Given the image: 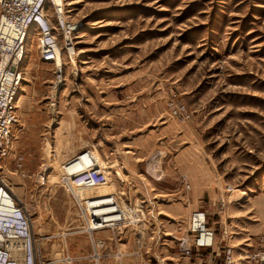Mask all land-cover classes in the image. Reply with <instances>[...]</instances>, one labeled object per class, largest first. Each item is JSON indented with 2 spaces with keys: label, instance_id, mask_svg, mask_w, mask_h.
Returning a JSON list of instances; mask_svg holds the SVG:
<instances>
[{
  "label": "rangeland",
  "instance_id": "obj_1",
  "mask_svg": "<svg viewBox=\"0 0 264 264\" xmlns=\"http://www.w3.org/2000/svg\"><path fill=\"white\" fill-rule=\"evenodd\" d=\"M67 3L83 27L78 57L51 107L54 68L29 48L13 148L23 163L2 175L39 263L204 264L172 252L194 211L242 256L264 232V0ZM84 150L100 176L71 187L64 163ZM94 198L142 208L145 221L93 234L95 247L80 217Z\"/></svg>",
  "mask_w": 264,
  "mask_h": 264
},
{
  "label": "built area",
  "instance_id": "obj_2",
  "mask_svg": "<svg viewBox=\"0 0 264 264\" xmlns=\"http://www.w3.org/2000/svg\"><path fill=\"white\" fill-rule=\"evenodd\" d=\"M82 28L81 20L73 15L67 0H0V264H40L30 215L2 177L8 161H13L19 169L23 163V157L15 154L13 148L20 131L19 94L26 79L23 63L27 46L34 43L39 61L54 68L53 87L56 82L61 86L65 79L60 62L64 66L67 58L72 65L78 57L76 39ZM179 116L183 121L188 119L185 114L179 113ZM78 154L65 162L78 164L72 174H66V182L71 187L91 188L101 169L92 151ZM219 203L223 206L224 200ZM115 205L120 214L122 210L128 217L114 221L109 228H104V223L90 212L85 201L80 206L82 231L89 235L95 247L100 248L103 243L100 238L93 239V234L105 229L114 231L121 225L140 226L145 221V217L136 222L130 218L140 219L144 213L142 208L129 210L123 209L121 203ZM224 235L217 242L206 214L194 211L188 217L184 235L175 239L178 254L189 259L193 250H213L218 244L229 242L230 235ZM220 253L211 254L210 264H264V232L255 239L251 250L241 251L242 256L235 255L234 248L228 245L220 248Z\"/></svg>",
  "mask_w": 264,
  "mask_h": 264
},
{
  "label": "bare ground",
  "instance_id": "obj_3",
  "mask_svg": "<svg viewBox=\"0 0 264 264\" xmlns=\"http://www.w3.org/2000/svg\"><path fill=\"white\" fill-rule=\"evenodd\" d=\"M32 45H30V44H28V46H27V53H26V57H27V54H28V51H29V48L31 47ZM78 55V54H77ZM75 61V60H74ZM60 64H61V66H62V68H63V62L61 61L60 62ZM75 64V62L72 64V65H74ZM73 67V66H72ZM27 74V73H26ZM62 75H63V71H62ZM25 82V81H24ZM23 86H24V84L21 86L22 88H23ZM54 89H53V91H52V98L50 97V101L49 102H51V107H53V106H55L56 105V100H57V95H58V93H59V88H60V86H59V82H56L55 83V86L53 87ZM21 92H22V89H21V91H20V96H19V100H20V98H21ZM56 117V116H55ZM79 155V154H78ZM64 165H66V168H68L67 170H66V174L67 173H69V174H72V171L74 170V168L76 167V166H78V164L77 165H74V164H69V163H65ZM63 165V166H64ZM70 169V170H69ZM69 170V171H68ZM63 176H64V174H63ZM65 177V176H64ZM63 177V178H64ZM62 178V179H63ZM98 198H94L93 200L92 199H90V200H92V201H94V203H92V205H90V204H88L87 203V201H86V205L88 204V205H90V207H88L87 206V208L90 210V212L92 211V210H97L98 209V211L97 212H94L93 213V215L94 216H96V217H98L101 221H102V223H104V225L103 226H105L104 228H109V227H113V224H114V221H116V220H119V219H125V218H127L128 217V215H124V213H123V211L121 210V213L122 214H120V212H119V210H118V208L116 207V205L114 206L113 204H111V203H105V204H101V203H98L97 200ZM109 201H111V200H113L112 198H110L109 197ZM115 201H116V203H118L117 202V200L115 199ZM115 204V203H114ZM105 208V207H108V208H111L112 210H110V212L109 213H107V214H103L102 212L103 211H101L102 210V208ZM120 208V207H119ZM119 212V213H118ZM141 212V211H140ZM105 216H111V217H109V219H104V218H102V217H105ZM130 216V215H129ZM143 217H145V214L144 213H141V215H140V219H138V218H136V217H132V216H130V218L132 219V222H136V221H141L142 219H143ZM96 260V259H95ZM69 261V260H68ZM70 263V262H69Z\"/></svg>",
  "mask_w": 264,
  "mask_h": 264
},
{
  "label": "crops",
  "instance_id": "obj_4",
  "mask_svg": "<svg viewBox=\"0 0 264 264\" xmlns=\"http://www.w3.org/2000/svg\"><path fill=\"white\" fill-rule=\"evenodd\" d=\"M254 244H255V240L254 241L249 240V243L246 245V250H251ZM220 248H223V246L218 244V246L215 247L213 250H193V254H204L203 259L200 261H202V263L204 264H210V262L212 261L211 254H221ZM172 252L173 254H178L177 248H175V250H173ZM198 263H199V259H194V261L191 260V262H189V264H198Z\"/></svg>",
  "mask_w": 264,
  "mask_h": 264
}]
</instances>
